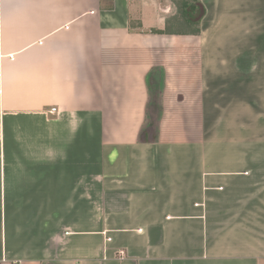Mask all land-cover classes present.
Wrapping results in <instances>:
<instances>
[{
    "label": "crops",
    "instance_id": "0c3cea01",
    "mask_svg": "<svg viewBox=\"0 0 264 264\" xmlns=\"http://www.w3.org/2000/svg\"><path fill=\"white\" fill-rule=\"evenodd\" d=\"M178 1L0 0V264H264V0Z\"/></svg>",
    "mask_w": 264,
    "mask_h": 264
},
{
    "label": "rangeland",
    "instance_id": "374dc122",
    "mask_svg": "<svg viewBox=\"0 0 264 264\" xmlns=\"http://www.w3.org/2000/svg\"><path fill=\"white\" fill-rule=\"evenodd\" d=\"M158 1V3H159V0H157ZM190 1L189 0H179L178 1V3H179V5L181 6V10H178L180 13H179V17L177 16L174 20L175 21H179V19L180 18H183V17H187L188 15V13H190V12H192V10H188V9H186L185 8V6L189 3ZM168 5V6H167ZM138 6V5H137ZM168 7H170V0H167V1H163L162 2V9H164V11H166V10H169L168 9ZM186 10H185V9ZM175 10V9H174ZM194 18V17H193ZM176 24V23H175ZM181 27H179L178 26V24L176 25V27L175 28H177V30L178 31H184L185 29H184V24H179ZM176 30V29H175ZM252 51H254V50H252ZM159 88L161 89V87L159 86ZM156 89H155V87H154V91H155Z\"/></svg>",
    "mask_w": 264,
    "mask_h": 264
},
{
    "label": "trees",
    "instance_id": "16d2710c",
    "mask_svg": "<svg viewBox=\"0 0 264 264\" xmlns=\"http://www.w3.org/2000/svg\"><path fill=\"white\" fill-rule=\"evenodd\" d=\"M155 108V107H154ZM152 108V109H154ZM156 119L153 118L150 126L144 130L140 135V141L144 143L156 142L157 141V123Z\"/></svg>",
    "mask_w": 264,
    "mask_h": 264
},
{
    "label": "built area",
    "instance_id": "2783aa9c",
    "mask_svg": "<svg viewBox=\"0 0 264 264\" xmlns=\"http://www.w3.org/2000/svg\"><path fill=\"white\" fill-rule=\"evenodd\" d=\"M50 113L51 114H56V113H58V109L57 108H52L51 110H50ZM107 241H111V239L110 238H108V239H106Z\"/></svg>",
    "mask_w": 264,
    "mask_h": 264
},
{
    "label": "water",
    "instance_id": "95a60500",
    "mask_svg": "<svg viewBox=\"0 0 264 264\" xmlns=\"http://www.w3.org/2000/svg\"><path fill=\"white\" fill-rule=\"evenodd\" d=\"M164 0H159V3H160V5L162 6V2H163Z\"/></svg>",
    "mask_w": 264,
    "mask_h": 264
}]
</instances>
